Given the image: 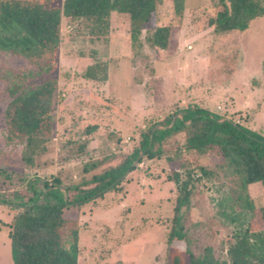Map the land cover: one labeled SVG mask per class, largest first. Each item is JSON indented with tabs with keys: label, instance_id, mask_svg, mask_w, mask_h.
I'll use <instances>...</instances> for the list:
<instances>
[{
	"label": "rangeland",
	"instance_id": "obj_1",
	"mask_svg": "<svg viewBox=\"0 0 264 264\" xmlns=\"http://www.w3.org/2000/svg\"><path fill=\"white\" fill-rule=\"evenodd\" d=\"M45 1L62 7L64 0ZM214 3L185 0L178 17L175 0H163L155 23L144 28L136 46L127 15L112 12L107 33L98 37L83 20L62 17L56 63L49 73L0 51V192L14 203L15 192H26V181L35 174L50 182L61 175L66 185L88 180L121 163L143 130L183 106L208 108L264 136V17L247 30L217 34L207 23L216 11ZM168 24L173 25L169 49L152 47L153 28ZM96 65L107 68L106 81L85 78L87 68ZM11 73L25 75L30 86L57 82L48 149L33 167L22 161L23 145L7 138ZM183 142L184 133L173 135L164 156L136 161L117 190L65 210L79 228L78 264H172L171 255L188 264V251L202 255L206 248L217 260L229 261L232 231L215 215L219 180L197 185L190 209L181 213L185 239L169 242L178 195L169 176L182 166L213 168L220 160L178 151ZM107 157L102 166L84 171L90 161ZM250 193L256 206H264L261 184L252 185ZM18 211L0 204V264H12L10 225Z\"/></svg>",
	"mask_w": 264,
	"mask_h": 264
},
{
	"label": "trees",
	"instance_id": "obj_2",
	"mask_svg": "<svg viewBox=\"0 0 264 264\" xmlns=\"http://www.w3.org/2000/svg\"><path fill=\"white\" fill-rule=\"evenodd\" d=\"M162 1L64 0L62 7H58L45 0H0V51L23 57L41 72L49 73L56 63L62 17L83 20L91 34L98 37L107 33L112 12L127 15L130 37L136 46L144 28L155 23ZM214 1L216 11L207 23L217 34L247 30L254 20L264 17V0ZM184 4L185 0H175L176 16H182ZM153 29L148 40L151 46L168 50L173 25ZM84 76L104 82L108 79L107 68L90 66ZM56 84V80L49 79L30 86L26 85L25 75L11 73L8 91L12 100L5 110L7 138L23 145L22 161L27 167L35 166L36 160L47 152ZM178 133H184L178 151L220 160L214 162L213 168L202 164L182 166L169 176L178 190L169 242L185 239L181 213L184 208L190 209L197 185L219 180L215 215L221 225L232 231L233 240L227 250L229 261L217 260L212 248H206L202 255L188 251V264H264V206H256L250 193L254 184H261L264 191V136L199 105L183 106L161 123L150 124L121 163L79 184L66 185L61 175L52 176L50 182L35 174L26 181V192H15L14 203L0 192V204L19 210L10 225L13 264H78L79 228L66 217L65 210L117 190L126 174L135 169L136 161L164 156L168 139ZM110 159L90 161L84 171L90 173ZM171 263L185 261L171 255Z\"/></svg>",
	"mask_w": 264,
	"mask_h": 264
},
{
	"label": "crops",
	"instance_id": "obj_3",
	"mask_svg": "<svg viewBox=\"0 0 264 264\" xmlns=\"http://www.w3.org/2000/svg\"><path fill=\"white\" fill-rule=\"evenodd\" d=\"M12 264H13V262H12Z\"/></svg>",
	"mask_w": 264,
	"mask_h": 264
}]
</instances>
